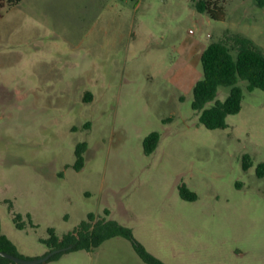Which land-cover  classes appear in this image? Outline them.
<instances>
[{
  "label": "rangeland",
  "instance_id": "rangeland-1",
  "mask_svg": "<svg viewBox=\"0 0 264 264\" xmlns=\"http://www.w3.org/2000/svg\"><path fill=\"white\" fill-rule=\"evenodd\" d=\"M9 1L0 0V225L17 254L43 257L50 229L62 239L93 214L129 227L167 264H264V90L241 81V110L224 129L192 109L211 42L239 34L264 53V7L210 0L225 13L216 21L199 0ZM182 186L197 199L183 200ZM44 264L146 263L116 237Z\"/></svg>",
  "mask_w": 264,
  "mask_h": 264
},
{
  "label": "trees",
  "instance_id": "trees-1",
  "mask_svg": "<svg viewBox=\"0 0 264 264\" xmlns=\"http://www.w3.org/2000/svg\"><path fill=\"white\" fill-rule=\"evenodd\" d=\"M20 1L22 0H10L9 3L15 5ZM257 2L260 7H264V0H257ZM195 7L198 12L207 14L213 20L221 21L225 19L223 9L210 0H199L195 2ZM200 61L202 76L193 87L192 109L199 115L200 123L206 128L211 130L224 129L227 127V117L237 114L241 110L244 97L243 89L239 85L241 81L247 82L246 89L249 91L257 88L264 90V53L253 40L239 34L226 33L220 40L211 42L207 46L201 54ZM222 87L230 89L225 101L216 100L219 89ZM86 100H88L87 97ZM212 101H215V104L207 107V104ZM158 143L159 135L157 133L150 134L144 141L145 153L152 154ZM86 148V143L77 146L75 168L78 170L84 165L83 155ZM244 159L246 161L248 156H245ZM244 168L247 170L249 165L245 163ZM262 168L264 169V164L258 166L259 176L264 175L263 172H260ZM180 196L187 201L197 199L196 193L190 191L186 186L180 187ZM106 214L109 215L110 212L106 211ZM19 219L20 217L17 216L15 221ZM16 226L17 228L21 227L19 223ZM49 234L50 238L46 241L49 251L45 255L55 249L72 247L67 251L56 254L46 263L70 252H91L109 239L122 237L132 243L135 252L144 263L167 264L137 242L133 231L129 227L114 219H97L93 214H89L86 220L75 230L65 234L62 239L57 237L53 229L49 230ZM0 251L19 256L16 252V246L2 233L1 225ZM0 264L15 263L7 258L0 257Z\"/></svg>",
  "mask_w": 264,
  "mask_h": 264
},
{
  "label": "water",
  "instance_id": "water-1",
  "mask_svg": "<svg viewBox=\"0 0 264 264\" xmlns=\"http://www.w3.org/2000/svg\"><path fill=\"white\" fill-rule=\"evenodd\" d=\"M71 247L72 246L60 248V249H55V250L49 252L47 255H45L41 258H38V259H26V258H22V257L16 256L14 254H11V253H8L5 251H0V257L7 258V259L13 261L15 264H44L47 261H49L56 254L67 251Z\"/></svg>",
  "mask_w": 264,
  "mask_h": 264
}]
</instances>
